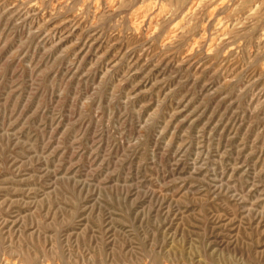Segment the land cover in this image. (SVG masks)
Returning <instances> with one entry per match:
<instances>
[{"label":"rangeland","instance_id":"rangeland-1","mask_svg":"<svg viewBox=\"0 0 264 264\" xmlns=\"http://www.w3.org/2000/svg\"><path fill=\"white\" fill-rule=\"evenodd\" d=\"M0 264H264V0H0Z\"/></svg>","mask_w":264,"mask_h":264},{"label":"bare ground","instance_id":"bare-ground-1","mask_svg":"<svg viewBox=\"0 0 264 264\" xmlns=\"http://www.w3.org/2000/svg\"><path fill=\"white\" fill-rule=\"evenodd\" d=\"M240 1V0H239ZM189 10V9H188ZM209 15V14H208ZM233 23V22H232Z\"/></svg>","mask_w":264,"mask_h":264}]
</instances>
